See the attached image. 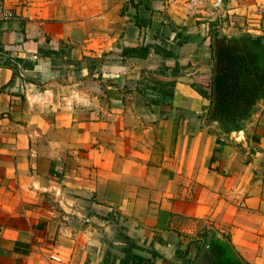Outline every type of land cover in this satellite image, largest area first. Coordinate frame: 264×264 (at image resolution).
<instances>
[{"label": "crops", "instance_id": "0c3cea01", "mask_svg": "<svg viewBox=\"0 0 264 264\" xmlns=\"http://www.w3.org/2000/svg\"><path fill=\"white\" fill-rule=\"evenodd\" d=\"M6 2L0 264H195L200 223L264 264V97L227 127L209 95L213 32L264 41V0Z\"/></svg>", "mask_w": 264, "mask_h": 264}, {"label": "trees", "instance_id": "16d2710c", "mask_svg": "<svg viewBox=\"0 0 264 264\" xmlns=\"http://www.w3.org/2000/svg\"><path fill=\"white\" fill-rule=\"evenodd\" d=\"M211 46L214 65L212 91L209 94L210 113L224 121L236 120L246 115L263 94L264 72H259L255 66L253 52L238 39L215 35ZM150 49L149 45L145 44L127 48L126 52L145 58L149 55ZM155 51L165 56L172 54L161 46H156ZM198 89L207 93L206 90Z\"/></svg>", "mask_w": 264, "mask_h": 264}, {"label": "rangeland", "instance_id": "374dc122", "mask_svg": "<svg viewBox=\"0 0 264 264\" xmlns=\"http://www.w3.org/2000/svg\"><path fill=\"white\" fill-rule=\"evenodd\" d=\"M188 1V0H187ZM228 0H226V2H227ZM227 7H225V9H226ZM228 9V8H227ZM229 14V13H228ZM227 14V15H228ZM197 15V14H196ZM213 16H215V15H212V14H210V15H207V17H210V18H214ZM218 17V16H217ZM216 16H215V19H214V21H212L211 22V25L212 24H215L216 22H218L219 21V19L217 18ZM216 20V21H215ZM218 20V21H217ZM197 21V20H196ZM198 21H200V20H198ZM213 35L215 36V35H218V36H221L220 34H219V32H216V31H214L213 32ZM222 37V36H221ZM240 42L241 43H243L244 45H246L252 52H253V54H254V59H255V61H256V67H257V69L259 70V72L260 71H262V73L264 72V41L262 40V39H259V38H241L240 39ZM261 73V72H260ZM260 97H264V92H263V94L260 96ZM254 107V106H253ZM249 113H250V111L246 114V115H244L243 117H239V118H237L236 120H234V119H230V120H223V122L226 124V126L227 127H229V126H240L241 125V123H242V121H243V119H245L248 115H249ZM200 226H201V229H200V233L198 234L199 236V238H198V240H197V242H198V252H197V257H198V255H199V253H200V251H201V249H202V247L204 246V244L206 243V240H207V236H208V229L206 228V227H202V224L200 223ZM227 232H228V230L226 229L222 234L224 235V234H226L227 235ZM226 235H224L225 236V238H226ZM225 242H227L226 240H225ZM231 251H232V253L234 254V257H235V259L236 260H238L239 262H242L241 261V256L239 257L237 254H235L234 253V251L231 249ZM196 257V258H197ZM242 264H245V263H242Z\"/></svg>", "mask_w": 264, "mask_h": 264}, {"label": "built area", "instance_id": "2783aa9c", "mask_svg": "<svg viewBox=\"0 0 264 264\" xmlns=\"http://www.w3.org/2000/svg\"><path fill=\"white\" fill-rule=\"evenodd\" d=\"M224 1L225 0H210L211 10L205 5V0H191L189 7L193 14H201L203 9H208L211 11L210 14L218 15L223 8ZM262 12H264V8ZM17 15L18 14L8 6L6 0H0V26L4 21L11 20L17 17Z\"/></svg>", "mask_w": 264, "mask_h": 264}, {"label": "water", "instance_id": "95a60500", "mask_svg": "<svg viewBox=\"0 0 264 264\" xmlns=\"http://www.w3.org/2000/svg\"><path fill=\"white\" fill-rule=\"evenodd\" d=\"M239 134H242L239 132ZM224 235L218 231L215 230V228L210 227L208 228V236L206 243L202 247L198 257L196 258L195 264H209V255L212 253L213 245L214 243L218 242L220 244H224L223 246L225 248H229L230 246H227L224 241Z\"/></svg>", "mask_w": 264, "mask_h": 264}, {"label": "flooded vegetation", "instance_id": "af4514ba", "mask_svg": "<svg viewBox=\"0 0 264 264\" xmlns=\"http://www.w3.org/2000/svg\"><path fill=\"white\" fill-rule=\"evenodd\" d=\"M228 39H237V38H230L225 36ZM240 40V39H238ZM225 238V236H224ZM227 246L229 245V241L225 238L224 241ZM224 244L214 243L212 253L209 255V264H242L235 259L234 254L231 251V248H225Z\"/></svg>", "mask_w": 264, "mask_h": 264}]
</instances>
